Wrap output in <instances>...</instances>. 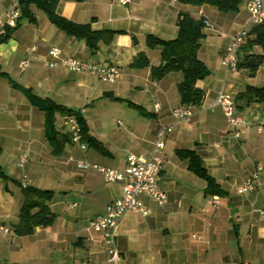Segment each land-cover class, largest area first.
<instances>
[{
  "label": "crops",
  "instance_id": "obj_1",
  "mask_svg": "<svg viewBox=\"0 0 264 264\" xmlns=\"http://www.w3.org/2000/svg\"><path fill=\"white\" fill-rule=\"evenodd\" d=\"M249 1L244 0L239 12L223 13L181 0L127 4L59 0L60 16L93 31L113 33L97 50L60 29L36 6L31 9L33 21L21 15L11 38L0 43L5 73L0 77V172L4 174H0V224L12 231L19 225L28 188L52 192L48 206L56 218L49 227H37L28 235L0 231V264H264V104L239 98L249 86L264 88V46L248 44L257 38ZM14 2L0 0V15L6 16ZM182 12L204 22L198 56L209 70L197 83L203 100L192 105L190 121H178L173 115L182 104L183 73L153 78L152 69L162 64L163 48L147 42L149 36L163 41L177 38ZM243 29L248 37L239 60L245 54L263 57L254 76L247 67L232 70L222 64L234 36ZM53 47L61 50L60 60L115 66L121 77L103 82L61 65L52 68ZM139 56L150 65L135 67ZM26 60L29 66L23 70ZM222 93L234 99L236 112L252 125L239 138L215 105ZM47 99L85 119L88 136L94 140L85 142L86 150L72 142L60 112L55 114V129L67 141L58 147L51 143L47 116L39 107L40 100ZM170 125L173 131L162 151L160 180L167 202L160 206L142 195L149 213L128 212L114 232L113 245L105 232L91 227V221L124 196L123 183H108L102 173L81 169L79 162L124 172L130 156L153 154L160 131ZM186 150L199 156L216 186L209 187L190 169V159L179 155ZM24 156L28 161L20 167ZM258 167L263 169L259 186L239 193ZM114 247L118 261L113 258Z\"/></svg>",
  "mask_w": 264,
  "mask_h": 264
},
{
  "label": "trees",
  "instance_id": "obj_2",
  "mask_svg": "<svg viewBox=\"0 0 264 264\" xmlns=\"http://www.w3.org/2000/svg\"><path fill=\"white\" fill-rule=\"evenodd\" d=\"M185 4L197 7L210 6L216 8L223 13L239 12L244 0H181ZM23 17L31 18L33 15L31 9L33 6L42 9L47 13L51 22L71 36L85 40L93 49L97 50L99 44L103 40H110L113 37L112 32L93 31L88 25L76 24L57 13L59 0H19ZM21 20V18H20ZM18 22V25L20 23ZM17 25V27H18ZM16 27V28H17ZM15 28V29H16ZM179 34L177 38L170 41H163L153 36L147 39L150 47L160 46L162 51V64L152 69L153 78L162 79L173 72H181L184 75V81L179 85V92L182 98V104L199 105L203 100V92L198 88L199 80L208 76L209 70L205 64L199 59L198 53L201 47V39L203 38L204 22L194 19L190 14L182 12L178 18ZM15 29H9L6 36L0 38V43L6 42L11 38ZM257 38L249 40L248 44H261L264 46V24L256 25L254 30ZM108 36V37H106ZM263 62L262 56L253 54H245L239 60L238 68L247 67L250 69L251 76L256 75L259 67ZM135 67H148L149 60L145 56H139L133 63ZM5 76L0 66V77ZM240 99L246 100L248 104L260 103L264 104V88L249 86L242 94ZM39 107L46 113L47 137L51 143L58 147L67 141L66 137L60 136L55 129V114L60 112L74 113L66 108L57 105L51 100H40ZM80 123L83 140L92 143L94 140L88 136V127L85 119L79 114L74 113ZM1 152V150H0ZM179 155L183 158L190 159V169L199 177L208 182L209 187L216 186L215 179L208 173L207 169L202 165L201 159L193 151H179ZM0 174L4 175L2 172ZM26 201L21 208L20 223L15 228V233L19 235L31 234L37 227L47 228L55 221V214L48 206L53 194L49 191L28 188L26 190Z\"/></svg>",
  "mask_w": 264,
  "mask_h": 264
},
{
  "label": "built area",
  "instance_id": "obj_3",
  "mask_svg": "<svg viewBox=\"0 0 264 264\" xmlns=\"http://www.w3.org/2000/svg\"><path fill=\"white\" fill-rule=\"evenodd\" d=\"M121 4H127L129 0H118ZM247 8L251 12L252 22L254 25L264 24V2L262 0H250ZM21 6L19 0H15L12 10L6 15H0V38L7 35L9 29H15L21 18ZM248 37V31L243 29L239 31L233 38L231 45L228 47L222 64L227 69L237 70L239 64V50ZM34 49V48H33ZM50 63L52 68L59 65L65 67L73 73H87L98 77L103 82H115L121 77V71L115 66H100L95 63L84 62L75 58H65L60 60L61 50L53 47L50 50ZM29 66L26 60L22 65L25 70ZM220 106L224 115L232 126L234 135L239 138L243 132L251 129V123L242 115L236 112L234 99L227 94H220L215 102ZM159 105H156V109ZM174 117L178 121H190L194 115V108L189 104H181L174 112ZM63 122L71 134V140L74 144L80 146L82 150L87 149V144L83 140V133L77 116L74 113L63 114ZM173 131V126H165L160 131L155 143V149L151 156H130L129 166L126 171L122 172L112 168L91 164L86 161L79 162L81 169H94L102 173L106 182H121L124 186V196L109 204L105 214L98 216L91 221V227L98 232H105L109 237V242L114 245L115 230L117 229L121 219L130 211H138L144 215L149 213L143 201L140 199L142 195L151 196L160 206L167 202V194L160 187V180L164 168V157L162 151L165 148L166 138ZM27 157H22L19 166L23 167L27 163ZM263 175L262 167H258L252 178L238 188L241 194L255 191L261 182ZM214 204L218 206V198H214ZM264 216V211L262 212ZM0 231L14 233V231L0 224ZM114 260L118 261L119 252L117 248H113Z\"/></svg>",
  "mask_w": 264,
  "mask_h": 264
}]
</instances>
